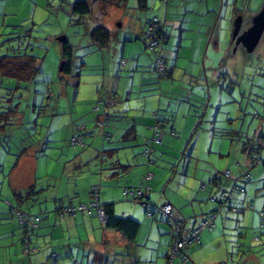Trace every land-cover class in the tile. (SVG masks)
I'll list each match as a JSON object with an SVG mask.
<instances>
[{"label":"crops","instance_id":"obj_1","mask_svg":"<svg viewBox=\"0 0 264 264\" xmlns=\"http://www.w3.org/2000/svg\"><path fill=\"white\" fill-rule=\"evenodd\" d=\"M249 1L240 0L238 6L234 4L233 14L242 15L244 6ZM137 4L141 8L139 3ZM146 4L149 8V0H146ZM162 4L163 10H160L162 16L158 15V17L166 23L169 30V38L162 51L169 64V75L145 76L139 70L143 65L152 63L154 57L153 53L151 57L147 56L150 51L147 50V39L142 32L139 35L134 32L136 30L134 28L124 40L114 36V22L117 17L111 18V14L118 5L109 8L105 19L101 21L113 33L110 42L104 47L92 42L93 47L83 52L85 62L83 61L84 66L79 74V84L71 89L76 92L75 99L71 101L70 89L67 95L64 91L63 96L69 97L61 98L59 101L65 100V104L60 105L65 110V114H61V109H59L60 113L54 112L61 116L50 136L53 137L51 140L54 142L57 136H62V141L66 140L70 143L74 135L81 133L84 135L86 146L74 147L76 149L64 147L59 152L58 158L60 155L66 157L62 174L60 173V181L56 187L57 191L54 192L57 202H60L55 208L46 209V211L37 206L31 210V213L41 214L43 221L32 236L30 251L24 246L23 229L18 224L15 212H12L8 202L23 209L20 203L38 199L35 196L40 190H34V187L37 185L39 160H32L35 152L31 151L35 150L34 148L21 154L17 163L15 162L11 168L14 176L13 183L10 179L8 182L3 177L6 168L0 164V264H43L44 261H48L49 264H75L76 261L93 263L98 260H104L107 264H168L172 242L170 223L166 217H148L142 206L125 196L126 189L141 186L143 175L150 171L153 173L150 181L152 204L170 200L180 209L181 215L186 219L185 226L190 230L200 224L199 215L216 210L214 196L229 189L235 182L244 185L245 181H240L242 176V170L238 167L241 166L240 162L234 164L237 168L228 169L230 176H224L228 179L232 178V181L222 180L221 172L208 162L197 161L194 166L190 163L186 177L188 178L191 173L196 183L193 184L189 198L178 195V190H181L180 184L175 179L178 167L171 180H167L168 173L173 172L175 165L178 166L174 158L178 156V148L180 150L189 148V135L192 132L190 135L192 138L193 135L198 134L202 127L201 123L204 121L202 117L203 115L208 117L209 108H217L218 114L214 120L216 117L217 119L210 121L216 126L225 101L221 96L217 107L209 99L206 106H204L205 101L200 100L205 98V94L208 95L213 91L211 85L206 83L209 74L206 67L208 59H205L212 38L219 40V33H215L217 24L216 28L214 27V21L217 20L216 7H219V3L213 5V0H169L168 3L162 2ZM261 7L256 6L253 10L255 15L262 9ZM221 10L219 8L220 12ZM192 22L195 25L190 27L189 24ZM95 25L97 23L89 26V32ZM145 25L142 24L141 27L144 29ZM134 37L137 40H134ZM139 38L143 39L144 43L140 42ZM186 38H189L188 48H190L188 60L191 59L192 63L189 71L187 68L183 69L185 78L191 82V85L188 83L189 85L185 87L189 91L188 97L178 94V83H176L180 58L178 52L181 53L185 47ZM203 53L202 61L205 66L200 67L198 65L202 63ZM212 55L214 56V52ZM122 60H126V64L123 65ZM91 67L95 69H90ZM93 72H97V75L93 76L91 74ZM138 72H141L139 82L136 80ZM127 76L132 77V83H127ZM121 80L124 81L123 85ZM92 82L96 85L95 87ZM150 84H156L155 88L160 90L151 93V89L145 88ZM223 89L221 87L220 91L224 92ZM178 97L181 99L184 97L187 100L194 98V100L185 102L186 107L182 105L181 100L173 104V100ZM99 98L105 102L116 98L119 100L116 104L106 107V110H97L94 105ZM199 107H205L203 113L196 110ZM105 112L109 125L104 127L99 123L105 117ZM67 113H70L71 117ZM157 117L161 120L165 133L162 144L155 145V163L148 165L143 154V145L147 138L152 136L151 127L158 122ZM196 120L197 124L194 125ZM61 122L68 127L62 129ZM61 129L62 135L55 133ZM105 131L111 133L108 139L104 136ZM172 132H176V135ZM206 133L208 135H204V140L214 143L216 136L214 128H207ZM259 133L264 135V129L260 128L257 133L244 136L241 150L245 151L251 137ZM211 148L213 149V144ZM195 150L196 145L193 151ZM28 158L29 161L26 162ZM59 159L57 164L61 166V158ZM183 165L185 169L186 164L183 163ZM204 181H208L206 189L202 188ZM95 187H99L98 204L112 203L118 216L132 217L142 224L134 240H129L116 229L108 228L97 209H94L92 214L77 212L73 215L58 212L66 205L90 204L93 200L91 192ZM243 187L246 189V185ZM29 192H31L30 195ZM246 192L247 190L244 193ZM235 199L232 210L243 209L242 203L245 199ZM209 201H213L216 206L208 203ZM196 202L201 205L200 213L197 212L199 208L194 204ZM189 204H191L190 210L186 207ZM259 216L262 219L260 214ZM217 227L219 224L215 229L202 231L201 242L189 248L188 254L192 264H229L225 254L216 253L211 248L213 242L219 237V233H215ZM53 252L59 255V260L56 262L51 260ZM258 260V264H262V259ZM245 261L241 260L239 264H248Z\"/></svg>","mask_w":264,"mask_h":264},{"label":"rangeland","instance_id":"obj_2","mask_svg":"<svg viewBox=\"0 0 264 264\" xmlns=\"http://www.w3.org/2000/svg\"><path fill=\"white\" fill-rule=\"evenodd\" d=\"M75 1L77 0H0V56L8 55L12 48L21 47L24 49L31 44V51L35 49L33 54L43 58L42 73L33 82L26 83L23 81L17 87V83L12 77L8 74H0V164L6 168L3 177L8 182L10 179L13 183L14 176L11 168L15 162L17 163L18 157L28 149L34 148L35 150L31 151L35 152L32 160H39L37 185L34 187V190H40L39 194L35 196L38 199L20 203L23 210L30 211V213L36 206L46 211V209L55 208L60 202H57L54 192L57 191L56 187L60 181V173L62 174L64 158L66 157L59 156L62 164L58 166L57 161L60 159L57 156L64 147L74 148L66 140L62 141V136H57L54 142L50 135L54 132L61 116L58 115L59 109H61V114H65V110L61 107L65 104V100L59 101V99L69 97L63 96L64 91L66 95L68 94V89H70L71 101L75 99L76 92L71 89L77 87L78 72L84 66L83 52L89 51V48L93 47L89 26L97 22L90 16L81 17L74 14L72 6ZM137 3L138 0H121L114 13L111 14V18L117 17L114 22L115 37L124 40L134 28L136 29L135 33L140 35L142 32L144 35V29L141 25L147 24L148 21L158 17V15L162 16L160 10H163V4L161 0H149L150 7L148 9L139 8ZM214 3H219L215 15L217 20L214 21L215 28L217 24L215 33H219V40L212 38L205 59H208L206 67L209 74L206 83L211 85L213 91L208 93L209 96L205 94V98L200 100L205 101L204 106H206L209 99L218 107L221 96H223L225 105L220 110L216 126L212 125L210 121L214 120L218 114L217 108H209L208 117L203 115L204 121L201 123L202 127H200L198 134L193 135L192 138L190 136L192 132L189 135V148L182 150L178 148V156L174 157L178 166L175 165L173 172L168 173L167 180H171L178 167L175 178L181 186L178 195L189 198L192 194L193 184L196 183L191 173H189L188 178L186 177L190 163L194 166L197 161L208 162L221 172L222 180H226L228 179L224 177L226 170L237 168L234 164L240 162L241 166H238L242 170L240 181H245L244 185H246L247 192L239 193L235 198L245 199L242 203L243 209L224 211L217 217L219 227L215 233H219V237L213 242L211 248L216 253L225 254L229 264H239L241 260H246L245 262L248 264H258L259 258L264 264V225L262 227L261 224L264 219H260L259 216L264 210V165H255L247 153L241 150V145L245 140L244 136L257 133L260 128L264 129V34L256 49L249 53L242 44L237 45L236 40H233L234 22L239 16L233 14V8L236 4L237 6L240 4V0H213V5ZM263 3L264 0H250L246 3L245 10L241 15L243 17L241 33L252 25L255 17L253 10L256 6L257 8L263 6ZM219 8L220 10L223 8V10L220 12ZM195 17L194 15V20ZM194 25V22L189 24L190 27ZM61 36H65L74 49L73 73L63 79L60 75L63 63V42L59 40ZM146 39L149 42V39ZM134 40H137L136 37ZM185 40V47L181 53L178 52L180 58L176 83H178V90L180 91L178 94L188 97L189 91L185 87L188 83L191 85V82L185 78L183 69L187 68L189 71L192 68V63L191 59L188 60L190 53L189 38ZM139 41L144 43L143 39L139 38ZM213 52L214 56L212 55ZM152 53L148 52L147 56L151 57ZM203 56L204 53L201 61ZM150 63L139 68L145 76L156 75L151 71ZM198 66L204 67L205 65L202 61ZM90 69H95V67ZM141 72L136 75L137 82L141 80ZM96 73L91 74L94 76L97 75ZM92 78L94 80V77ZM123 79L125 78L123 77ZM123 83L124 81L122 85ZM127 83H132V77L127 76ZM155 85L150 84L145 88L151 89V93L158 92L160 89L155 88ZM95 86L93 84V87ZM221 87L224 88V92L220 91ZM184 97L173 100V104L181 100L182 105L186 107L185 102L194 100V98L187 100ZM196 110L203 113L205 107H199ZM67 114L71 117L70 113ZM196 124L197 120L194 125ZM60 125L62 129L68 127L62 122ZM211 127L216 132L214 143L204 140V135H208L206 129ZM62 129L55 133L62 135ZM212 144L213 149L211 148ZM195 145L196 150L193 151ZM27 161L29 158L26 159ZM183 163L186 164L185 169ZM247 170H250L251 177L246 180L243 179V174ZM233 175L235 174L233 173ZM231 179L228 181H232ZM21 182L25 185L22 180ZM207 182L204 181V184ZM13 198L17 200L15 197ZM16 203L18 202L16 201ZM208 203L215 206L217 204L213 201ZM194 204L197 205L196 207L199 208L197 212L200 213L201 205L197 202ZM186 207L190 210L191 204ZM39 215L42 218V215ZM256 236L262 238L261 242L255 241ZM255 260L256 262H254ZM43 264L49 263L44 261Z\"/></svg>","mask_w":264,"mask_h":264},{"label":"trees","instance_id":"obj_3","mask_svg":"<svg viewBox=\"0 0 264 264\" xmlns=\"http://www.w3.org/2000/svg\"><path fill=\"white\" fill-rule=\"evenodd\" d=\"M120 1L121 0H77V1H75V3L72 6V11L74 14H77L81 17L90 16L97 22V25H95L91 29L89 34L91 36L92 41L95 44L99 45L100 47L106 46L110 42L111 37L113 35L112 31L106 25H104L101 21L105 19L109 8H111L112 6H115V5H119ZM161 1L164 3L169 2V0H161ZM138 3H139V6L141 8H148L147 4H146V0H138ZM98 11L103 13V15H104L103 18H98L96 16V12H98ZM237 15H239V14H237ZM154 25H156L158 32L162 31L164 33V43H162V45L159 48L152 50L150 48L151 38L148 37L147 30L150 26H154ZM143 32H144L145 37L149 39V42H147V50H149L150 52H153V54H154V57H153V60L151 63V67H150L151 71L160 77L169 75V64H168L165 56L162 53V51L164 50V48L167 44L168 38H169V30H168L166 23L164 21L160 20L158 17H155L154 19L147 22L146 27L144 28ZM37 39H39V38H37ZM38 44L40 45V43H38ZM30 46H31V44L26 46L24 49L21 47L12 48V50L10 51V53L8 55L0 56V70H1V72L8 74L10 77H12V79L17 82V85H16L17 87H18L19 83L23 82V81L26 83L33 82L36 79V77L42 73L43 58L33 54L35 49H33L31 51L32 47L30 48ZM11 47H13V46L11 45ZM73 51H74L73 46L70 45L69 41L66 40L65 42L62 43V59L64 62V66L60 70L61 79H63L65 76L68 77L69 75H71L73 73V68H74ZM157 58H162L165 62L166 69L163 72H159V71L154 69L155 60ZM121 62L123 65L126 64V60H124V61L122 60ZM2 70H4V71H2ZM78 73L80 74V72H78ZM0 74H2V73H0ZM78 84H79V81H77L76 85H78ZM118 100L119 99L116 98V99L111 100L109 102H105L103 99L99 98L97 100V102L95 103L94 108L97 110H101V109L104 110L110 104H116L118 102ZM156 116H157V113H156ZM157 120H158V122L155 123V125L151 127L152 136L147 138V140L145 141V143L143 145L144 146L143 154L147 159L148 165H153L155 163L154 162V157L156 155L155 145L156 144H162L164 133H165V130L163 129V126L161 125V122H160L161 120L158 117H157ZM99 124L104 126V127L109 125V119L106 117V112H105V117L102 118V120ZM155 126L158 128V131L163 133V136H162L160 142L155 140L156 136L154 135V129H153V127H155ZM172 134L176 135V132H172ZM110 135H111L110 132H108V131L104 132V136L107 139L110 137ZM77 136H82L84 145H73L72 144V139L74 137H77ZM72 139H71L70 143L73 147L79 146V147L84 148L86 146V142H85L83 134L77 133L76 135H74L72 137ZM260 139L263 141V146H260V143H259ZM146 151H148V153H149L148 155L146 154ZM245 152L247 153V155L249 156V158L251 159V161L255 165H264V135L259 133V134H255L254 136H252L251 139L248 141V144L245 148ZM102 156L105 157L104 154H102ZM226 171H228V170H226ZM148 172H150V171H148ZM148 172H146L143 175L141 186L136 187V188H129V189H126V191H125V196L127 198L131 199V201L139 204L140 206H142V205L134 200L133 194L137 193V191L139 189L145 188L147 186V184L151 187L150 181L152 179L148 183L144 180V177L146 176V174ZM250 173H251L250 170H247L245 172V174L243 175V179H246V180L249 179L251 177ZM230 175H231V173H230ZM225 176H227L226 172H225ZM207 186L208 185L206 184V188H207ZM236 187H238L239 189L235 191ZM98 189H99V187H95L93 189V191L91 192V195L93 196L92 202L90 204H85L89 208H91L90 214L93 213L94 209H97V210L99 208L103 209L104 214H105V220H104L105 225L108 228H113V229L120 231L129 240H134L135 237L137 236L138 232H139V229L141 227V223L132 217L118 216L114 211V207H113L112 203H108L105 205L98 204V197H97ZM151 190H152V187H151ZM230 191H233V198L230 199L228 202H225V203L221 202L220 203V200L222 199L221 198L222 194H224L225 192H230ZM245 191H246L245 187H243L242 185H239L237 182H235L229 189L223 190L222 192H220L219 195L214 196V201L217 202V204H218L216 210L199 215L200 220L202 217H208L211 215L214 216V224L215 225L212 226L211 228H207L206 230L215 229L216 225H217L216 224L217 217L221 213H223L224 211L232 210L231 201L234 200V198L237 194L244 193ZM30 193L31 192H29V195H30ZM149 198H150V194H149ZM165 201H168V200H165ZM150 202H151V198H150ZM169 202H171V201L169 200ZM94 203H95V205H93ZM8 205L12 209V212L13 211L15 212V213L14 212L13 213L15 214V216L17 218V222L20 225V227L23 229V232H24V238H23L24 246H25V248H27V250L30 251L31 250L32 236H33L34 232L40 227L42 218L40 217L39 214H32V213L27 212V211H25L19 207H16L13 204H9V202H8ZM79 205H82V204L66 205V206L61 207L58 210V212H60L61 214H68V213L62 212V209L64 207H68V206L75 207V206H79ZM173 206L175 207L176 210H178L180 212L179 208H177L174 204H173ZM77 212H83V211L78 210ZM20 213L27 216L29 223H26V224H20L19 223L18 214H20ZM261 213H263V215H261ZM261 213H260L261 218L264 219V211H261ZM146 215H147V210H146ZM154 216L164 217L163 215H157V214H155L153 216H148V217H154ZM184 220H185L184 224H186V219L184 218ZM261 224L263 227L264 221H262ZM194 228H196V227H194ZM261 240H262V238L260 236L255 237L256 242H261ZM200 242H201V239H200ZM168 259H169V256H168ZM51 260H52V262L58 261L59 260L58 253L53 252L51 255ZM177 260H178V264H181L179 259H176L175 264H177ZM189 262H190V264H192L191 261H189ZM75 264H107V262L104 260H98V261L93 262V263H83V262L76 261Z\"/></svg>","mask_w":264,"mask_h":264},{"label":"built area","instance_id":"obj_4","mask_svg":"<svg viewBox=\"0 0 264 264\" xmlns=\"http://www.w3.org/2000/svg\"><path fill=\"white\" fill-rule=\"evenodd\" d=\"M96 16L98 18L104 17L103 13L99 11L96 12ZM147 35L148 37L151 38L150 48L152 50L159 48L162 45V43H164V33L162 31L158 32L156 25L150 26L148 28ZM154 69L159 72H163L166 69L165 62L162 58H157L155 60ZM153 129H154V135L156 136L155 140L160 142L163 133L158 131V128L156 126L153 127ZM259 143L260 146H263V141L261 139ZM72 144L84 145L82 136L74 137L72 139ZM146 154L147 155L149 154L148 151H146ZM226 175L229 176L230 171H226ZM152 177H153V173L148 172L144 177V180L148 183L152 179ZM202 188L205 189L206 184H203ZM238 189L239 188L236 187L235 191ZM150 191H151V187L147 184L145 188L139 189L137 193L133 194V196H134V200L140 203L147 210L148 216H153L155 214L163 215L164 217L167 218L168 222L172 226V242H171V251L169 253L168 264H175L176 259H179L181 264H190L188 250L193 244H197L200 242L202 231L206 230L207 228H211L212 226L215 225L214 216L211 215L208 217H202L199 226L189 230L185 227L184 224L185 220L183 216L178 210L175 209V207L171 202L164 201L160 204L153 205L150 202V198H149ZM221 198L222 199L220 200V203L228 202L230 199L233 198V191L225 192L224 194H222ZM93 205H95V203ZM78 210L89 214L91 213V208H89L85 204L75 207L73 206L64 207L62 209V212L68 214H75ZM98 213L102 218V220L104 221L105 214L103 209L99 208ZM261 215H263V213H261ZM18 218L20 224L29 223L27 216H25L22 213L18 214Z\"/></svg>","mask_w":264,"mask_h":264},{"label":"water","instance_id":"obj_5","mask_svg":"<svg viewBox=\"0 0 264 264\" xmlns=\"http://www.w3.org/2000/svg\"><path fill=\"white\" fill-rule=\"evenodd\" d=\"M242 22L243 17L239 15L234 22L233 40H236L237 45L242 44L251 53L256 49L264 34V5L253 18L252 25L241 33ZM59 40L65 42L66 37L61 36ZM63 66L64 62L61 65V69Z\"/></svg>","mask_w":264,"mask_h":264}]
</instances>
